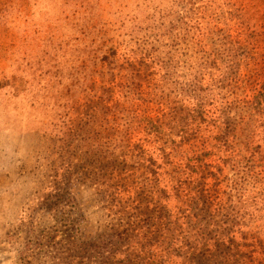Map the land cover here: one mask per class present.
Segmentation results:
<instances>
[{
  "label": "rangeland",
  "instance_id": "1",
  "mask_svg": "<svg viewBox=\"0 0 264 264\" xmlns=\"http://www.w3.org/2000/svg\"><path fill=\"white\" fill-rule=\"evenodd\" d=\"M0 264H264V0H0Z\"/></svg>",
  "mask_w": 264,
  "mask_h": 264
},
{
  "label": "trees",
  "instance_id": "2",
  "mask_svg": "<svg viewBox=\"0 0 264 264\" xmlns=\"http://www.w3.org/2000/svg\"><path fill=\"white\" fill-rule=\"evenodd\" d=\"M103 151H104V149L101 147V149L99 150V152L101 153V152H103ZM102 258H103V259H107V258H105V257H103V256H102Z\"/></svg>",
  "mask_w": 264,
  "mask_h": 264
}]
</instances>
